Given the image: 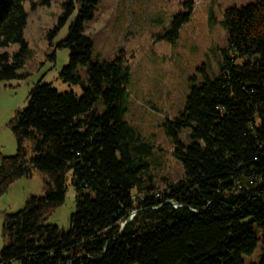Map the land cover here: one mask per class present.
<instances>
[{
  "label": "trees",
  "instance_id": "obj_1",
  "mask_svg": "<svg viewBox=\"0 0 264 264\" xmlns=\"http://www.w3.org/2000/svg\"><path fill=\"white\" fill-rule=\"evenodd\" d=\"M28 1L53 0H0V49L20 45L12 57L0 52V81L25 77ZM96 6L67 0L53 30L72 18L58 45L69 50L59 77L81 94L38 83L11 121L16 152L0 156V197L35 171L46 191L4 216L0 264H244L256 229L264 264V0L224 12L219 75L192 84L184 111L164 123L183 177L161 192L147 176L150 147L124 120L128 69L118 58L92 61L84 25ZM187 20L176 15L167 40ZM184 129L187 146L178 139ZM68 177L76 208L65 232L45 221L64 203Z\"/></svg>",
  "mask_w": 264,
  "mask_h": 264
},
{
  "label": "rangeland",
  "instance_id": "obj_2",
  "mask_svg": "<svg viewBox=\"0 0 264 264\" xmlns=\"http://www.w3.org/2000/svg\"><path fill=\"white\" fill-rule=\"evenodd\" d=\"M67 0H53L49 6L25 2L27 15L23 38L27 55L19 70L22 79L0 81V156H13L16 140L11 121L25 108L32 88L38 83L50 84L58 92H73L77 85L62 82L59 73L67 65L69 50L58 45L66 37L72 18L53 32ZM93 19L84 25V34L92 40V61L104 63L121 59L128 69L124 120L137 133L140 143L150 147L147 176L151 186L164 191L183 177L181 165L173 157L175 146L167 137L164 123L173 122L184 111L192 84L211 80L220 73L223 57L228 53L227 33L222 26L224 12L230 7H243L258 0H95ZM32 4H35L33 7ZM176 15L187 16L172 41L170 27ZM53 32V33H52ZM166 38H160L159 36ZM12 44L0 52L10 57L19 52ZM79 74L85 80L84 69ZM190 129L178 135L182 145L189 144ZM145 176V179L147 178ZM68 177L64 203L55 209L45 223L69 230L75 212V189ZM45 176L37 171L29 178L14 182L0 197L1 226L6 214L23 208L31 196L46 191ZM252 255L242 256L244 264H257L262 254L261 233Z\"/></svg>",
  "mask_w": 264,
  "mask_h": 264
},
{
  "label": "water",
  "instance_id": "obj_3",
  "mask_svg": "<svg viewBox=\"0 0 264 264\" xmlns=\"http://www.w3.org/2000/svg\"><path fill=\"white\" fill-rule=\"evenodd\" d=\"M132 216H133V214H132ZM132 216L129 218V220L132 218ZM129 220H128V221H129ZM123 226H124V224L122 225V227H123Z\"/></svg>",
  "mask_w": 264,
  "mask_h": 264
}]
</instances>
